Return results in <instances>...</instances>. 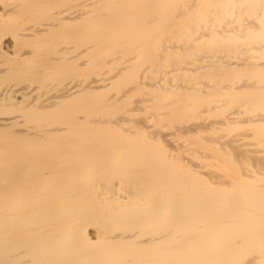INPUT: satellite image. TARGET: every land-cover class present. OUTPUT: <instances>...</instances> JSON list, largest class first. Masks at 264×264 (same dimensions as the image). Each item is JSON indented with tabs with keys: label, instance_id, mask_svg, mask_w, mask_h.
<instances>
[{
	"label": "bare ground",
	"instance_id": "6f19581e",
	"mask_svg": "<svg viewBox=\"0 0 264 264\" xmlns=\"http://www.w3.org/2000/svg\"><path fill=\"white\" fill-rule=\"evenodd\" d=\"M0 1V264H264V0Z\"/></svg>",
	"mask_w": 264,
	"mask_h": 264
},
{
	"label": "rangeland",
	"instance_id": "374dc122",
	"mask_svg": "<svg viewBox=\"0 0 264 264\" xmlns=\"http://www.w3.org/2000/svg\"><path fill=\"white\" fill-rule=\"evenodd\" d=\"M8 3H13V1H7ZM70 3V2H69ZM69 3L67 2V3H65L67 6L69 5ZM6 6V1H5V4L4 3H2L1 1H0V7H1V9L2 8H4ZM31 25H33V23H31V24H29V26L28 27H30ZM34 25H36V24H34ZM14 34H16L15 32H12V33H9V34H6V35H3V41H5L6 39H9L10 37H12V35H14ZM111 58H113V56H109L108 58H106V59H104L103 60V63L104 62H109V60L111 61L112 59ZM109 59V60H108ZM4 60H6V59H4ZM107 60V61H106ZM139 62H141V61H139ZM104 68L106 69V66H104ZM90 70V71H89ZM89 70H87L86 72L87 73H84L85 75L83 76L84 77V79H91V78H95V76H96V72L94 71V72H92L94 69H92V68H90ZM74 76H76V75H70L69 76V78H68V80H67V83L69 82V81H71V80H73V79H75V77ZM239 78L238 79H236V82H239ZM133 83H134V81H133ZM133 83L132 84H130V85H133ZM129 85V87L131 88L132 86H130ZM123 88V87H122ZM140 90H142L141 88H139ZM139 89H135L133 92H131L130 94H129V96L127 97V99L125 100V102H124V106L126 107V108H128L129 109V114H127V115H129L128 117H127V115H125L128 119H129V121L128 122H130V123H135V120H136V123H141V122H143V118L145 119L148 115V109H141V110H138L139 111V113H138V111H135V110H133V109H135V107H134V104H133V101L135 100V98H136V96H140L142 93H143V91L144 90H142L141 91V93H140V90ZM115 90V89H114ZM111 90V95H114L115 93H116V91H118V90ZM114 94H113V93ZM135 94H137V95H135ZM138 98V97H137ZM130 100L132 101V102H130ZM203 107H202V106ZM204 105L205 104H203V103H201V104H194L193 106V108L190 110L191 112H189V114H184V115H181V117H180V119H178L176 122H174L173 123V126L175 125V126H178V127H181L183 124L184 125H186V124H190V123H200L201 121L203 122L204 120H208V119H213V118H215L214 117V115L215 114H212V113H204L203 111H201L200 112V108H201V110L202 109H204ZM131 108V109H130ZM196 108H198L199 109V111H198V109H196ZM132 110V111H131ZM135 111V112H134ZM197 111V112H196ZM158 112L160 113V117H159V119H158V122H162L163 120H165L164 119V116L165 115H163L162 113H165L164 112V109H159L158 110ZM200 114H199V113ZM135 115H134V114ZM203 113V114H202ZM137 114V115H136ZM197 114H199V115H197ZM106 116L108 117V118H111L113 115L112 114H106ZM133 116V117H132ZM216 116V115H215ZM132 117V118H131ZM136 117V118H135ZM131 118V119H130ZM138 118H139V120H138ZM133 119V120H132ZM130 120H132V121H130ZM156 123V122H155ZM183 125V126H184ZM129 126V125H128ZM127 126V127H128ZM165 133L167 132V133H171V131H170V129H166V130H163ZM225 133L223 134V132L221 133V134H223V135H227L228 133H231V132H229V131H224ZM227 133V134H226ZM203 134H201V136L200 137H198V138H195V139H192V138H190L189 139V141L187 142V144H199L200 146L199 147H197V146H194L195 147V149H197L198 150V152L201 154L200 156L201 157H203L204 158V163L206 162V164H205V167H204V170H206V171H212V170H215V171H218V169H220L221 167H219L218 166V162H221L220 160H221V158H217V157H219V156H217V154H216V152L214 151V148L216 147V144L213 142V143H211V139H213L214 140V137L212 136V135H209V134H205L204 133V135L202 136ZM252 135H253V133H252ZM252 135H251V137H252ZM255 135V136H254ZM253 135V137L250 139L251 141H253V143H256L257 144V146L260 148V143H259V141H258V139L259 138H264V136L263 135H258V134H254ZM203 137H204V139H205V141H203ZM211 137V139H209ZM213 137V138H212ZM194 138V137H193ZM258 138V139H257ZM191 140H193L194 142H192ZM256 141V142H255ZM192 142V143H191ZM204 142H206V143H204ZM210 143V144H209ZM213 146H212V145ZM203 145V146H202ZM197 147V148H196ZM211 147H212V149H211ZM240 147H242V146H240ZM240 147H238L237 149H239ZM242 148H244V147H242ZM261 148H264L263 146H261ZM240 150H241V148H240ZM239 150H237L236 152H238ZM242 151V150H241ZM235 151H233L232 153H234ZM231 152H230V154L229 155H233ZM238 153H240V152H238ZM206 154V155H205ZM215 156V158H214V156ZM184 156V158H187V159H190V157L188 158L185 154H183L182 152H181V154L179 153V156ZM211 157H213V158H211ZM228 158V157H227ZM218 159V160H217ZM262 159H264V158H262ZM227 161H230V160H226V162ZM240 161V162H239ZM242 161V162H241ZM235 161L232 159L231 160V163L234 165V166H232V165H229L230 167H226V166H224L223 168H221L222 169V176H225V177H228L229 176V174H224V172H227L228 173V171H234L235 170V168H236V172H241V171H248V169L246 168V165L245 166H243L244 165V163H243V160H238V162H236L237 164L239 163H241L239 166L236 164V163H234ZM264 163V162H263ZM220 164V163H219ZM236 164V165H235ZM243 164V165H242ZM207 165V166H206ZM241 165H242V169H241ZM218 167V168H217ZM226 167V168H225ZM234 168V169H233ZM220 169V170H221ZM257 169H254L253 171H256ZM260 177V178H259ZM258 179L259 180H263L264 178H263V176L261 177V175L259 176L258 175ZM89 231L93 234V232L95 231V228L94 227H90L89 228Z\"/></svg>",
	"mask_w": 264,
	"mask_h": 264
}]
</instances>
